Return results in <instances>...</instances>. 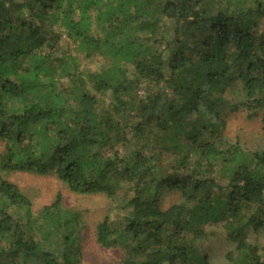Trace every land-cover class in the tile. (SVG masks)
<instances>
[{
  "label": "trees",
  "instance_id": "trees-1",
  "mask_svg": "<svg viewBox=\"0 0 264 264\" xmlns=\"http://www.w3.org/2000/svg\"><path fill=\"white\" fill-rule=\"evenodd\" d=\"M240 112L264 133V0H0V264L84 262L81 215L59 193L34 215L14 173L105 197V264H210L206 227L223 264H264V145L228 139Z\"/></svg>",
  "mask_w": 264,
  "mask_h": 264
},
{
  "label": "rangeland",
  "instance_id": "rangeland-1",
  "mask_svg": "<svg viewBox=\"0 0 264 264\" xmlns=\"http://www.w3.org/2000/svg\"><path fill=\"white\" fill-rule=\"evenodd\" d=\"M62 46L67 53L76 55L73 51V44L64 40ZM83 71L93 70V62L81 60ZM226 134L232 142L239 143L246 148L264 145V133L258 120H248L243 113H236L227 119ZM8 181L15 184L30 200L31 211L36 215L44 206L49 205L56 194L62 197L63 205L78 212L81 215L85 228L82 230V252L83 264H105L116 259L117 253L114 250H104L95 242V229L104 218L111 222H118V212L111 203L103 196H82L69 192L59 184L53 176H37L29 173H14L6 177ZM177 197L167 195L163 199L162 207L167 208ZM206 239L198 248L201 254H206L210 264H223L225 256L232 246L223 239L220 231L215 228H205ZM260 235V242L264 245V228ZM201 243V244H200Z\"/></svg>",
  "mask_w": 264,
  "mask_h": 264
}]
</instances>
